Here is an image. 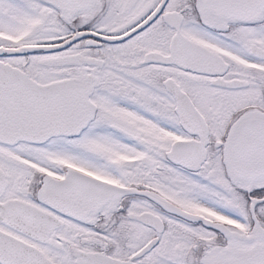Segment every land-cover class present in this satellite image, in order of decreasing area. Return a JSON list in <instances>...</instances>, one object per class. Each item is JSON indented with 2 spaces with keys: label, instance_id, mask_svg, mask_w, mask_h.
Listing matches in <instances>:
<instances>
[{
  "label": "snow or ice",
  "instance_id": "6c2138e0",
  "mask_svg": "<svg viewBox=\"0 0 264 264\" xmlns=\"http://www.w3.org/2000/svg\"><path fill=\"white\" fill-rule=\"evenodd\" d=\"M0 264H264V0H0Z\"/></svg>",
  "mask_w": 264,
  "mask_h": 264
}]
</instances>
